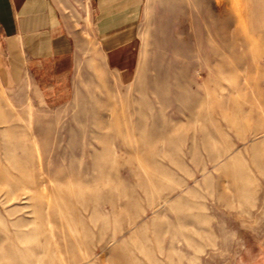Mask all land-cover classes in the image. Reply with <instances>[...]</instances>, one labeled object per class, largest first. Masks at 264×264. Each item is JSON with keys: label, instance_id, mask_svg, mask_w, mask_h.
<instances>
[{"label": "rangeland", "instance_id": "374dc122", "mask_svg": "<svg viewBox=\"0 0 264 264\" xmlns=\"http://www.w3.org/2000/svg\"><path fill=\"white\" fill-rule=\"evenodd\" d=\"M134 54L0 88V264H264V0H146Z\"/></svg>", "mask_w": 264, "mask_h": 264}, {"label": "crops", "instance_id": "0c3cea01", "mask_svg": "<svg viewBox=\"0 0 264 264\" xmlns=\"http://www.w3.org/2000/svg\"><path fill=\"white\" fill-rule=\"evenodd\" d=\"M145 3L0 0V88L28 86L46 106L65 104L73 92L75 64L93 47L108 70L128 81Z\"/></svg>", "mask_w": 264, "mask_h": 264}]
</instances>
